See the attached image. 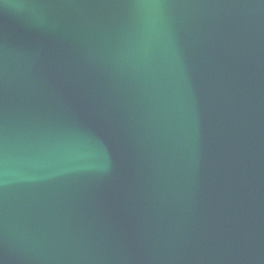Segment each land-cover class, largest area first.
Here are the masks:
<instances>
[{
  "label": "water",
  "instance_id": "obj_1",
  "mask_svg": "<svg viewBox=\"0 0 264 264\" xmlns=\"http://www.w3.org/2000/svg\"><path fill=\"white\" fill-rule=\"evenodd\" d=\"M0 264H264V0H0Z\"/></svg>",
  "mask_w": 264,
  "mask_h": 264
}]
</instances>
